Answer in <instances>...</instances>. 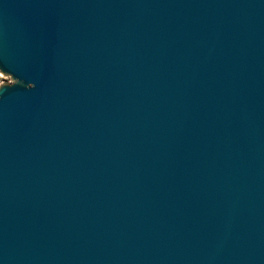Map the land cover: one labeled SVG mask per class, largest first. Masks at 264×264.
I'll list each match as a JSON object with an SVG mask.
<instances>
[{"label": "water", "instance_id": "95a60500", "mask_svg": "<svg viewBox=\"0 0 264 264\" xmlns=\"http://www.w3.org/2000/svg\"><path fill=\"white\" fill-rule=\"evenodd\" d=\"M0 264H264V0H0Z\"/></svg>", "mask_w": 264, "mask_h": 264}, {"label": "rangeland", "instance_id": "374dc122", "mask_svg": "<svg viewBox=\"0 0 264 264\" xmlns=\"http://www.w3.org/2000/svg\"><path fill=\"white\" fill-rule=\"evenodd\" d=\"M10 82H12L10 76L4 75L3 73L0 72V84L10 83Z\"/></svg>", "mask_w": 264, "mask_h": 264}]
</instances>
